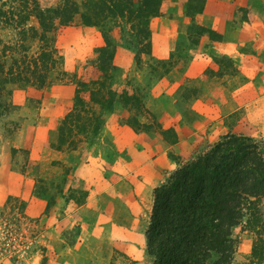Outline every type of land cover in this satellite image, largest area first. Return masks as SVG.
Instances as JSON below:
<instances>
[{
  "label": "rangeland",
  "instance_id": "rangeland-1",
  "mask_svg": "<svg viewBox=\"0 0 264 264\" xmlns=\"http://www.w3.org/2000/svg\"><path fill=\"white\" fill-rule=\"evenodd\" d=\"M65 1L30 0V6L46 10ZM74 1L79 3L80 12L67 23L55 16L48 31L35 15L25 25L26 34L20 27L0 22V90L6 104L0 115V264H153L147 230L155 189L180 165L204 154L229 133L251 136L264 147V69L256 87L250 84V90L244 91L245 98L237 90L214 97L212 91L224 85L223 78L227 86L230 73L237 70L233 59L200 50L201 58L210 57L217 65L216 69H204L201 76L192 75L190 63L198 53L195 46L201 36L220 40L219 33L194 20L169 54L158 57L153 53L150 27L156 16L149 20L151 37L145 39L138 32L140 27L132 28L127 18L109 19L104 26L85 24L82 13L91 12L88 0ZM134 1L139 5V0ZM187 6L194 17L201 2L189 0ZM43 47L54 51L59 60L45 86L4 73L14 58L24 56V50L34 54ZM100 80L114 93L110 107L96 106L104 119L102 130L92 140L59 148V127L73 108L78 84L84 82L97 89L95 82ZM162 81L172 89L162 88ZM82 95L90 100V92ZM201 101L218 113L196 114L193 107ZM165 111H171L179 125L192 127L194 141L185 148V158L170 153L180 165L163 174L159 185L147 194L149 208L128 219L129 208L109 168V164L124 159L117 149L110 114L120 125L174 144L166 138L172 139L173 131L178 135L177 130L163 127L159 120L158 115L162 118ZM261 201L264 215V198ZM116 214L118 223L130 225L137 234L129 254L115 245L128 242L120 235L122 229L103 226ZM233 236L238 243L232 264H260L252 257L259 233L249 228L247 217L233 228ZM140 238L145 239L144 246Z\"/></svg>",
  "mask_w": 264,
  "mask_h": 264
},
{
  "label": "trees",
  "instance_id": "trees-1",
  "mask_svg": "<svg viewBox=\"0 0 264 264\" xmlns=\"http://www.w3.org/2000/svg\"><path fill=\"white\" fill-rule=\"evenodd\" d=\"M197 12L204 9L205 0ZM163 0H88L89 11L82 13L87 25L104 26L116 17L127 18L143 38L151 37L149 20L159 15ZM30 0H0V22L25 30L27 21L35 15L41 27L48 31L56 16L67 23L80 12L77 1L66 0L56 8H31ZM33 29V28H31ZM28 30H25V33ZM14 58L5 70L15 80L34 81L45 86L49 72L59 60L52 50ZM3 72V71H2ZM97 89L80 82L76 88L74 105L61 121L58 147L75 146L77 141L92 140L104 125L96 109L109 107L114 93L106 82H95ZM90 92V100L82 95ZM6 110L1 99L0 115ZM167 131V130H165ZM175 143L178 135L174 132ZM165 134V133H164ZM163 134V135H164ZM264 147L248 135L229 133L207 152L185 162L154 191L151 222L147 230L148 252L153 264H232L238 240L233 228L247 217L252 231L259 233L252 257L264 263Z\"/></svg>",
  "mask_w": 264,
  "mask_h": 264
},
{
  "label": "crops",
  "instance_id": "crops-1",
  "mask_svg": "<svg viewBox=\"0 0 264 264\" xmlns=\"http://www.w3.org/2000/svg\"><path fill=\"white\" fill-rule=\"evenodd\" d=\"M188 2L189 0H163L161 14L152 18L150 22L153 31V53H156L158 57H166L176 46L180 35L184 33L187 35L184 28L188 29L191 22L196 20L200 25L212 29L222 37L220 40H216L207 34L201 36L199 44L195 46L198 53L190 63L192 75L201 76L204 69L217 68L212 58L203 59L200 57V50H205L208 54L230 57L237 70L230 73L229 82L235 84L232 86L228 83L226 86L223 78L224 85H221L218 91H212V94L215 95L214 97L219 95L223 97L229 93L232 95L237 90L242 94L241 97L245 98L247 93L244 91L246 88L250 90V84L254 88L256 87V83H259L258 77L261 70L264 69V0H205L203 11H198L194 17L189 15ZM245 14L251 16L253 20L249 22L250 18H247ZM186 74L190 75L189 72ZM159 85L162 88L169 86L163 81ZM169 87L171 88V86ZM254 88L252 91L255 90ZM198 104L200 105L193 107L196 114H217L219 111L214 110L215 108L204 101ZM211 108L213 110L209 111ZM163 114L162 118L160 114L158 115L163 127L173 126L177 130L178 140L174 144L164 142L165 140L160 136L152 137L147 132H136L127 125H120L113 114L109 115V120L113 123L111 129L115 130L113 133L117 138L116 143L119 144L116 148L123 152L124 158L109 164L112 173L111 179L122 190L120 191L122 200L130 211L128 219L131 217L133 219L143 209L149 208L147 194L159 185L163 174L171 172L180 165L169 157L170 153L185 158V148L192 146L191 143L194 141L195 132L190 125L186 127L179 125L176 120L178 118H174L171 111H165ZM164 121L170 124H164ZM137 171H141V175H138ZM125 217L122 214L123 221H125ZM118 219L119 214H116L113 220H108L109 224L105 223L103 226L112 225L114 227L111 230L114 228V231H117L115 228L122 229L119 230L121 231L120 235L124 236L123 238H126L128 242L119 241L115 245L122 253L129 254L133 252L132 246H134L137 234L134 235L130 225L118 223ZM141 240V244L144 246L145 239Z\"/></svg>",
  "mask_w": 264,
  "mask_h": 264
}]
</instances>
